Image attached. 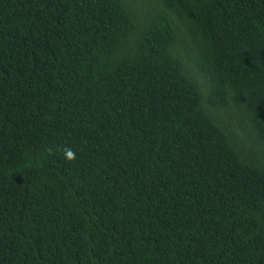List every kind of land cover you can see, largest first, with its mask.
Here are the masks:
<instances>
[{
	"label": "trees",
	"instance_id": "trees-1",
	"mask_svg": "<svg viewBox=\"0 0 264 264\" xmlns=\"http://www.w3.org/2000/svg\"><path fill=\"white\" fill-rule=\"evenodd\" d=\"M0 264H264V0H0Z\"/></svg>",
	"mask_w": 264,
	"mask_h": 264
}]
</instances>
